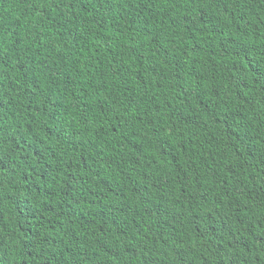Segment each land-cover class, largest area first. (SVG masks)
I'll list each match as a JSON object with an SVG mask.
<instances>
[{"label": "trees", "instance_id": "trees-1", "mask_svg": "<svg viewBox=\"0 0 264 264\" xmlns=\"http://www.w3.org/2000/svg\"><path fill=\"white\" fill-rule=\"evenodd\" d=\"M0 264H264V0H0Z\"/></svg>", "mask_w": 264, "mask_h": 264}]
</instances>
